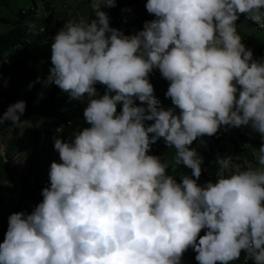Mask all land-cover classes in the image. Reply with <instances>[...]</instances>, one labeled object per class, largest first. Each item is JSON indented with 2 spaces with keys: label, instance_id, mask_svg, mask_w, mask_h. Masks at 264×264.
Returning <instances> with one entry per match:
<instances>
[{
  "label": "clouds",
  "instance_id": "1",
  "mask_svg": "<svg viewBox=\"0 0 264 264\" xmlns=\"http://www.w3.org/2000/svg\"><path fill=\"white\" fill-rule=\"evenodd\" d=\"M90 2L95 18L65 23L49 75L37 77L72 99L87 96L90 126L69 141L54 137L61 162L50 164L42 202L9 216L0 264H180L189 247L199 264H229L242 252L264 264V142L243 167L218 156L217 179L204 185L203 158L189 147L221 125L250 126L264 140V59L253 58L236 24L244 14L264 29V0H147L155 19L133 35L110 27L102 8L115 0ZM154 68L179 114L154 95ZM25 108L10 104L0 124L28 122ZM161 137L175 148L174 166L192 170L180 183L149 154Z\"/></svg>",
  "mask_w": 264,
  "mask_h": 264
},
{
  "label": "trees",
  "instance_id": "2",
  "mask_svg": "<svg viewBox=\"0 0 264 264\" xmlns=\"http://www.w3.org/2000/svg\"><path fill=\"white\" fill-rule=\"evenodd\" d=\"M44 3V9L49 10L50 1L48 0H40ZM64 1V0H60ZM66 1V0H65ZM121 1H132V0H115V5L120 3ZM31 4L20 8L16 12V17L14 19L7 17L6 15L0 12V21L5 23H10L9 27L0 31V70L3 68V57L5 52L10 49V47L20 41H22L25 36L24 31V23L27 19L31 18L34 14V10L36 8V3L34 0H31ZM2 5L7 6L8 0H0ZM103 9V8H102ZM89 18H95L92 8L88 14ZM243 21H249L250 24L256 26L258 29L260 28L257 24H255L251 20H247L246 16L240 17L237 21V30L242 37V43L246 48L253 50V41L254 36L247 33L246 31L240 29L238 25ZM57 30L56 26L51 28H47L43 33H39L33 36L34 44L38 42H42L45 38H48L53 32ZM264 30V29H263ZM257 45L255 46V51L257 55H261L264 51V38H257ZM36 52V51H35ZM34 52V53H35ZM33 53V54H34ZM32 54V55H33ZM30 57L31 55H27ZM27 56L19 60L13 68L7 70L6 76L4 78L5 82L3 83L2 88H0V116L7 110L10 104H13L19 100H24L26 102V108L24 113L20 116V120L24 121L30 118H37L40 116H46L48 120L51 122L59 121L64 122L68 119L67 116L64 115L61 106L55 104V91L50 88L43 93V96L40 97L39 94L34 93L32 90H25L22 93L21 87L19 85L20 80L24 79L29 73V66L27 62ZM156 69V68H155ZM157 70V69H156ZM158 71V70H157ZM159 72V71H158ZM161 73V72H159ZM162 75V74H161ZM163 77V76H162ZM149 78V77H148ZM150 80V78H149ZM163 81L166 83H170L166 78L163 77ZM100 84L97 82L94 87H98ZM105 93V85H103V89L101 92V96ZM86 97V96H85ZM139 106V105H137ZM180 110H178L177 114H179ZM86 125L82 123L78 128L74 130L80 131ZM252 132V136H248L246 134L240 133V127H237V134L240 136V141L235 139H230L231 145L229 147H225L222 144H219V139L221 137L216 134L212 135L216 141L215 148H208L200 151L197 139L192 142L189 146L192 149H195L200 157L203 158V164L201 168L206 167V171L202 170V181L205 184L208 181L215 182L217 179L216 173L218 170V165L214 163L218 156L224 157L231 155L233 157L234 163H239L242 167L246 165L248 160L255 162L253 154L254 150L258 149L264 140L261 138V134L255 130H253L250 126H247ZM10 130V136L7 138V144L5 148L6 159L4 157H0V181L2 180H12L14 177V173L12 168L9 166L8 161L12 158L15 152V148L19 142V133L20 128L19 125H14L12 121H5L4 124H0V134L5 133ZM73 132V134H74ZM72 134V139H74V135ZM248 142V144H246ZM244 145H249L250 147L245 148ZM162 143L160 141H156L151 144V151L149 154L159 157V148L162 147ZM235 151L236 153H233ZM58 152V151H57ZM215 152H219V155H216ZM160 158V157H159ZM162 161H165L161 158ZM167 174L173 176L178 183H180L179 175L183 173H191L192 170L184 166L183 164L179 166H174L173 163H169L168 169H166ZM49 175V171L47 172ZM30 176H34L35 183L31 184L28 179ZM28 176L27 173H24L21 176V181L23 183L21 190L22 192L19 194V198L16 200L10 198L9 200H5L4 196L0 194V243L3 242L5 238V234L8 228L9 216L18 211L22 205L23 199L26 198H35L38 203L42 202V189L44 187H49L39 181V177L35 172L33 175ZM206 234V229H202L199 235ZM243 252L241 257L243 256ZM197 253L193 250L192 247H189L182 255L180 264H199L196 260ZM239 258V260L241 259ZM237 261V260H236ZM220 264V262H217ZM249 264H254V261L249 262Z\"/></svg>",
  "mask_w": 264,
  "mask_h": 264
},
{
  "label": "rangeland",
  "instance_id": "3",
  "mask_svg": "<svg viewBox=\"0 0 264 264\" xmlns=\"http://www.w3.org/2000/svg\"><path fill=\"white\" fill-rule=\"evenodd\" d=\"M40 12L44 9V3L40 0H34ZM56 3V7L47 10L45 13L56 17L60 13V0H52ZM66 2L72 6L75 13H81L84 17H87L90 9L91 2L90 0H66ZM31 0H8V5H2L0 3V12L7 17L14 19L16 17V12L28 4H31ZM110 7H104L102 10L108 13ZM42 13V12H41ZM111 17V14H108ZM245 16L241 14L239 16ZM10 23H5L0 21V31L8 28ZM238 27L247 33L254 36L253 41V54H256L255 46L258 41L257 38H264V30L258 29L256 26H253L249 21L241 22ZM131 28L128 29L130 33ZM57 34L54 32L46 41L38 42L34 45L35 53L30 57L27 56V62L29 66L28 75L20 80L19 85L24 87L27 84H32V91L36 94L45 92L46 90L52 88L55 91V104L60 105L61 109L65 116L72 119V124L70 126H63L59 130L58 134L53 131L51 135L47 138L48 132V118L46 116H40L37 118H30L24 121L26 123H21L19 125V142L15 148L14 155L8 161L9 166L12 168L14 177L12 180H2L0 181V194L4 196L5 200H9L13 195L18 194L21 191L23 185L21 181V176L24 173H27L28 176L33 175L35 172L38 177L43 176L45 170L48 169V165L51 164L50 156L55 157L59 154L55 152L54 148V137H59L64 141L72 140V134L76 128H78L82 123L89 127L90 125L84 119V109H82L83 103H88L87 96L84 99H72L69 97V94L62 91L57 85L51 84L47 88L43 86L41 82H37V77H40L41 80L46 79L49 75L50 68L52 67L51 63V44L54 42L53 38ZM149 82L153 85L154 95L160 101V104L165 109L175 108L176 113L179 108H176L171 101L170 97L166 96L167 89L170 83L163 81L161 73H159L155 68L152 72L149 73ZM97 93L101 96L103 85L96 87ZM106 91V85H105ZM139 106L142 105V102H139ZM122 111V103L117 105V114ZM21 121V122H24ZM154 121H145V125L153 123ZM240 133L252 136V132L247 126L240 127ZM44 135L45 138H42ZM150 136L152 134H149ZM217 136L221 137L219 139V144L229 147L231 145L230 139H235L240 141V136L237 134V127H229L221 125L218 129ZM10 136V130L6 131L3 134H0V145L3 146L5 150L7 144V138ZM158 141L162 143V147L159 148V157L167 161L168 163L174 162L175 148L174 146H169L165 143L164 138H159ZM197 144L199 150H205L208 148H215L216 141L213 136L204 135L203 137L197 138ZM151 151V146H150ZM256 149L254 150V152ZM233 153H236L233 151ZM216 155H219V152H215ZM254 160L255 155L253 154ZM38 204V201L35 198H26L23 199L22 205L18 211L15 212H24L26 215L30 214L35 206ZM13 212V213H15Z\"/></svg>",
  "mask_w": 264,
  "mask_h": 264
},
{
  "label": "built area",
  "instance_id": "4",
  "mask_svg": "<svg viewBox=\"0 0 264 264\" xmlns=\"http://www.w3.org/2000/svg\"><path fill=\"white\" fill-rule=\"evenodd\" d=\"M50 1L49 8L56 7V3ZM147 0H132V1H121L120 3L116 4L111 9V23L110 27L116 28L121 30L125 35H133L137 32L141 31L144 27V23L146 21H150L155 19V16L153 14H150L145 5ZM60 8L61 11L58 13V15L54 18L51 15H47L45 13L47 10H40L38 9V6L36 5V8L34 10V14L31 18L27 19L24 23V31L25 36L23 37L22 41L12 45L10 49H8L3 57V68L0 70V88H2L3 83L5 82L4 78L6 76L7 70L13 68V66L22 58L26 57L27 55H32L35 52L34 49V42H33V36L39 33H43L46 31L47 28H51L53 26L57 27V30L54 32H58L61 30L65 23L70 20H78L80 17H84L81 13H75L72 6H70L65 0L60 2ZM87 19L89 16L84 17ZM131 28L130 33H128V29ZM53 32V33H54ZM49 38V37H48ZM48 38H45L43 41H46ZM253 58L257 60L264 59V51L261 55L253 54ZM159 72V68H156ZM30 84L25 85L24 87H21L20 93H22L25 90H32V87H29ZM114 94V93H112ZM138 98L135 99L134 103L136 105L139 104ZM87 107V103L82 104V109H85ZM48 124V132L47 138L51 135V132L55 131L57 134L59 130L62 129L63 126H70L72 124V119L68 118L64 122L59 121H53L50 120L47 121ZM42 138H45L44 135H42ZM248 144V142H246ZM57 152V150H55ZM51 162H61L59 154L55 157L50 156ZM251 160H248L250 162ZM253 162V161H251ZM50 169V164L48 165V169L45 170V173L43 176L39 177V181L45 184L46 186L50 185L49 175L47 172ZM203 171H206V167L202 168ZM182 175H189L191 176V173H183L179 175L180 181L182 180ZM195 179V177H193ZM204 179L202 178V175L199 177L197 183L200 185H204L202 183ZM28 181L31 184L35 183L34 176H30ZM22 192V190L18 193L13 195L11 198L17 199L19 198V194ZM252 260L246 259V254L244 253L240 260L237 261H230L229 264H249Z\"/></svg>",
  "mask_w": 264,
  "mask_h": 264
},
{
  "label": "crops",
  "instance_id": "5",
  "mask_svg": "<svg viewBox=\"0 0 264 264\" xmlns=\"http://www.w3.org/2000/svg\"><path fill=\"white\" fill-rule=\"evenodd\" d=\"M111 9H112V7H110V8L108 9V13H107V14H110ZM110 23H111V17L109 16V24H110Z\"/></svg>",
  "mask_w": 264,
  "mask_h": 264
}]
</instances>
